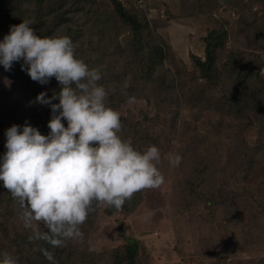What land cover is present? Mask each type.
<instances>
[{"label":"rangeland","instance_id":"374dc122","mask_svg":"<svg viewBox=\"0 0 264 264\" xmlns=\"http://www.w3.org/2000/svg\"><path fill=\"white\" fill-rule=\"evenodd\" d=\"M161 1L154 7L164 8L165 16L160 10L136 12L144 24L143 40L161 46L166 54L165 65L151 77L144 79L146 75L131 66L128 57L135 35L119 17L94 26L92 54L82 51L77 56L102 66L108 78H139L132 97L113 109L141 136L147 134L149 145L159 147L162 160L157 167L164 182L143 189L134 208L109 215L106 205L100 204L80 225L82 238L63 246L58 264H97L105 253L114 257L130 238L137 241L139 264H264V154L256 159L242 149L253 144L264 152V112L231 119L220 108L224 96L236 98L232 84L207 87L192 59V54L205 59L204 38L210 31L226 30L224 46L215 49L216 63L222 66L232 57L243 63L255 61L264 80V0H172L180 15L171 19L167 10H173L171 1ZM122 2L126 8L137 7L132 0ZM96 7L109 13L113 9L109 0H97ZM6 28L0 40L8 33ZM11 70L0 65L4 132L30 119L24 86L10 76ZM168 153L181 157L179 165L163 158ZM1 206L0 199V246L18 259V239L31 230L23 227L19 211L5 212ZM40 230L46 229L41 225Z\"/></svg>","mask_w":264,"mask_h":264},{"label":"clouds","instance_id":"9594fccd","mask_svg":"<svg viewBox=\"0 0 264 264\" xmlns=\"http://www.w3.org/2000/svg\"><path fill=\"white\" fill-rule=\"evenodd\" d=\"M18 61L32 80L46 84L55 77L61 87L51 97L42 91L35 98L51 108L47 134L27 122L5 130L0 183L17 201L19 219L31 230L28 239L61 247L82 238L80 225L93 201L119 210L135 192L159 187L162 153L157 145L137 149L120 135V114L106 104L108 90L98 83L102 66L78 58L69 36H40L27 20L11 25L0 40V65L9 71ZM163 158L173 166L181 160L171 153ZM39 250L57 264L52 251ZM0 264L18 262L0 252Z\"/></svg>","mask_w":264,"mask_h":264},{"label":"trees","instance_id":"16d2710c","mask_svg":"<svg viewBox=\"0 0 264 264\" xmlns=\"http://www.w3.org/2000/svg\"><path fill=\"white\" fill-rule=\"evenodd\" d=\"M109 2L113 7L112 13H109L107 9L96 7L97 0H0V32L7 29V26L10 28L11 25L19 24L22 20H27L30 21V26L33 27L38 35H67L74 43L76 55L82 51L91 55V52L94 50V43L92 41L93 31L91 29L94 26L99 27V25L105 26L108 23L110 24L113 16L119 17L124 23L132 27L133 34L135 35V45L131 43L135 48L132 49L131 55L128 57L131 66L135 71L138 70V73L140 70L142 74L146 75L144 79L151 77L159 66L162 67L165 65L164 59L166 54L161 46H156L153 43H147L146 40H143L142 29L144 24L136 14L137 12L139 15H144L143 11L135 6L126 8L122 0H109ZM88 24L91 25L90 29H88ZM88 36L90 38H87L85 41L84 38ZM225 38H227L226 30L210 31L207 37L204 38L206 43L205 59H202L196 54H192L195 66L200 71L201 77L205 80L209 88L219 86L225 81L232 84L229 88L236 95V98L224 96L220 108L231 119H246L251 112L263 113L264 80L256 62L250 61L243 63L237 57H232L225 61L222 66L216 63L215 49L220 45L224 46ZM89 61H84L89 67L98 66L96 63H90L91 61ZM21 63L22 61L13 63L10 76L19 80L24 86L30 107V119L27 123L37 127L42 134H47L50 131L48 121L52 116L51 108L49 105L35 102V98L42 91L51 97L54 92L60 90L61 86L55 77L50 78L46 84L32 80L27 72L21 69ZM167 72L171 74L169 69H167ZM135 79L138 81L139 78L135 77L128 80V78L125 79L121 75H114L113 78H108L102 69V78L98 83L103 84L108 90L106 104L113 108L120 101L130 99L133 95L132 93H134ZM169 84L170 82H167L165 85L168 86ZM53 102L58 103V98ZM121 121L122 128L120 135L124 139L140 150L149 146V136L147 134H142L141 136V133L129 121L125 118H121ZM62 122L67 126L66 120L62 119ZM5 139V132L0 131L1 154L5 151ZM242 149L250 150L256 156V159H259L260 154H264L260 145L251 144L250 146L249 144H245ZM239 150L241 151V145L238 146L237 151ZM239 170L240 167L237 168V171ZM253 172L254 170H251L250 174ZM142 190L135 192L130 199L125 201L120 209H131L140 203ZM0 199L1 207L4 208L5 212L20 211L17 201L2 186V183H0ZM99 208L100 205L97 206L96 202H94L92 211L96 212ZM105 211L107 214L112 215L118 210L114 207L106 206ZM29 235L21 236L19 239L17 238L18 241H21V245L18 248L19 256L16 259L18 264H50L40 252L39 249L41 247L52 251L56 262L58 261L64 251L63 246L67 242L61 247L53 248L44 241H30L28 239ZM118 249L115 250L116 252L114 251L116 253L114 257H109L107 255L109 253H105L100 260L101 263H99L139 264L137 259L138 244L135 239H128L127 243ZM0 252H6V250H3L2 246H0ZM96 256L101 257L102 254Z\"/></svg>","mask_w":264,"mask_h":264},{"label":"built area","instance_id":"2783aa9c","mask_svg":"<svg viewBox=\"0 0 264 264\" xmlns=\"http://www.w3.org/2000/svg\"><path fill=\"white\" fill-rule=\"evenodd\" d=\"M135 2V5L140 9L145 10V12L149 11H161V16H165L164 8L160 7L156 9L154 5L156 4L157 0H132Z\"/></svg>","mask_w":264,"mask_h":264},{"label":"crops","instance_id":"0c3cea01","mask_svg":"<svg viewBox=\"0 0 264 264\" xmlns=\"http://www.w3.org/2000/svg\"><path fill=\"white\" fill-rule=\"evenodd\" d=\"M167 1V0H166ZM171 1V4H172V6H173V10H170L169 8H167V10H168V12H169V16H170V19H171V17H174V16H178V15H180V14H177V9H178V3L176 2V1H173L172 2V0H170ZM162 1L161 0H159V2H157V4H159V3H161ZM168 7V6H167ZM155 13V12H154ZM182 17L181 18H179L180 20H183L184 19V17H183V15H181ZM158 18H161V17H158ZM162 19V18H161Z\"/></svg>","mask_w":264,"mask_h":264}]
</instances>
